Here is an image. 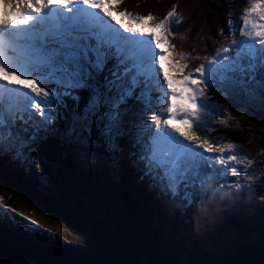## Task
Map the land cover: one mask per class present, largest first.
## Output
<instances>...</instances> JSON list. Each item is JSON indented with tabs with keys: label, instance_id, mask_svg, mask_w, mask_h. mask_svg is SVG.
I'll use <instances>...</instances> for the list:
<instances>
[{
	"label": "snow or ice",
	"instance_id": "6c2138e0",
	"mask_svg": "<svg viewBox=\"0 0 264 264\" xmlns=\"http://www.w3.org/2000/svg\"><path fill=\"white\" fill-rule=\"evenodd\" d=\"M116 15L128 24L108 23L105 0H0V159H22L53 136L109 158L127 144L141 179L185 212L209 197L198 190L213 172L244 187L241 174L254 179L257 170H245L254 161L242 145L211 134L216 123L238 128L228 123L230 111L264 108V0H249L228 43L191 70L180 61L200 58L176 52L168 40L182 19L175 4L163 18ZM209 89L230 109L210 103Z\"/></svg>",
	"mask_w": 264,
	"mask_h": 264
},
{
	"label": "trees",
	"instance_id": "16d2710c",
	"mask_svg": "<svg viewBox=\"0 0 264 264\" xmlns=\"http://www.w3.org/2000/svg\"><path fill=\"white\" fill-rule=\"evenodd\" d=\"M205 1L212 5L204 7L201 0H123L118 9L163 18V9L176 2L184 12L204 16V23L220 37L221 30L227 31V18L241 7L243 0ZM195 5L198 7L194 8ZM211 41L210 38L207 43ZM214 96L230 109L228 99ZM238 123V128L232 130L220 125L216 133L242 145L256 160L254 166L245 169L257 170L254 179L243 176L244 187L219 180L216 193L207 184L198 191L203 195L208 190V204L203 201L202 206L194 205L188 212L177 205L174 211L173 203L161 198L157 191L147 190V181H140V173L129 167L128 155L133 149L127 144L114 158L104 156L102 149H87L88 153L94 150L99 154V169L113 164L112 169L120 174L104 184L94 173L73 166L70 159L72 174L63 179L67 184L57 183L54 174L62 156L59 138L46 147L38 146L40 169L32 165L31 171L26 172L17 160L0 159V205L11 208L13 217L19 213L18 217L28 222L34 215L41 221L40 227L28 223L24 229L20 219L10 224V214L6 218V212L0 213V264H206L203 258L210 257L209 264H264V202L258 192L264 185V160L260 157L264 153V138L259 135L264 133V124L254 117ZM91 201L115 211L113 226L92 216ZM204 209L215 212L214 217L204 218ZM189 224L196 225V230L207 227L202 230V241L193 240ZM181 233L192 240L187 260H195L190 263L177 255L170 244L184 243L175 240ZM48 236L55 239H47ZM209 247H213L214 256H205Z\"/></svg>",
	"mask_w": 264,
	"mask_h": 264
},
{
	"label": "rangeland",
	"instance_id": "374dc122",
	"mask_svg": "<svg viewBox=\"0 0 264 264\" xmlns=\"http://www.w3.org/2000/svg\"><path fill=\"white\" fill-rule=\"evenodd\" d=\"M168 1H170V0H168ZM175 1L177 2V0H175ZM201 2L203 3L202 5L204 7H208L209 5H212V2L209 3L208 1H205V0H201ZM248 4H249V0H243V3L241 4V7L238 8V10L233 11L232 14L227 18L230 21H233L235 23V27H237L238 25L242 24L241 15H242L244 9L248 6ZM105 6L112 13V19L108 20V22L113 27H118V25L114 23L116 20H119L120 23H124L126 25L128 24L127 18L120 17V16L116 15L117 6L107 5L106 0H105ZM198 6H201V4H199ZM198 6L195 5L194 8H197ZM170 8L163 9L164 14ZM176 12L182 18L181 19V23L179 25H176V27L179 30L185 29L186 33L182 35L183 36V40L181 39V36H180V39H177L178 40L177 42H178V44L181 45V47H180L179 50H178L177 47H175V51L176 52H182L186 56H189V57H199L200 58V59H189L186 62L185 61H180L181 63H187V69L188 70L194 69L197 65H199L201 62H203L204 57L210 56L216 48L220 47L223 44L228 43V42L224 41L225 37H228L227 35H221L222 37L221 36L220 37H216V36L213 35L214 32L210 29L209 26H207L206 23H204V20H205L204 16L195 15V14H193V12L192 13L184 12L180 6L177 7ZM164 14H163V16H164ZM137 15H139V14H137ZM187 16H188V18H187ZM105 19H107V17H105ZM146 23L150 24L151 22L149 21V22H146ZM236 35H237V33H236ZM211 37H214V40L212 42H208L207 43V44L210 45V48H208V47L205 48V45H206L205 41L207 42V40L210 39ZM168 40H169V43L173 44V42L169 39V37H168ZM212 47H214V49H212ZM203 51H205V54H204L205 56H203L201 54V52H203ZM9 55H14V54L9 52ZM173 59L174 60H178L179 57H173ZM165 70L169 72V75H175L176 77L178 75L176 73H173L171 70H167L166 68H165ZM12 79L15 80L14 77ZM160 80H161V84H162L163 83L162 76H161ZM164 92H167L166 86L164 87ZM208 95H209V93H208ZM214 99L215 98H212L210 96V101L209 102L215 104ZM156 103H157V101L153 100V105L154 106H155ZM217 105H219V104H217ZM222 105L224 107V103H222ZM219 106H220V108L222 110L221 105H219ZM252 114H254V117H256L259 120H261L262 123H264V108H261L259 106H252V107L248 108V110L246 111V113L243 116H241L238 112L234 111V113L232 114L233 124L237 123L238 118L239 119H249V118H251ZM164 115H166V113H164ZM221 118H223V117H221ZM208 119L211 120V119H216V118L215 117H208ZM145 121L149 122V121H147V117H145ZM216 125H219V124L216 123V124L213 125V127L217 128ZM234 125H236V124H234ZM173 127L179 128L181 131H185L187 126L181 125L178 122L173 121ZM202 131H206V129H202ZM211 135L216 137V138H218V139L224 140L222 138V136L217 134V133H212ZM253 135H251V136L254 137ZM259 135L264 138V133H259ZM68 152H72L73 157H75V158H73L74 165L78 164L79 166L84 167L86 170L89 169L90 171H92V173L96 171V167L97 166H96V162L95 161L97 159V156L96 157L87 156V155L83 154L82 152H80L79 149L74 150L72 148H69L68 151H66V153H68ZM260 157H261V159L264 160V153ZM70 164L71 163L67 159H63V160L60 159L59 160V165L56 166V171L57 172L54 174V178H55V180L57 181V183L59 185L67 184V182H63V179L68 177V176H70L72 174ZM110 166L108 168H103V170L100 169V170L96 171L95 175H96L97 179L99 181L103 182L101 184H104L107 181H110L111 179H117V172L112 169L114 165L112 164V166L111 167ZM216 167H221V166H216ZM216 175H218V174L213 172L211 174L210 178L206 180V182H210V183L215 182V176ZM219 176L226 177L227 175L219 174ZM145 178L148 179L147 177H145ZM227 178H229L228 180H230L229 183L236 179L235 177H232L230 174H229V176H227ZM109 186H110V184H109ZM59 190L62 191L61 188H59ZM259 194H260V197H261L262 201L264 202V185L259 187ZM159 195H161V194L159 193ZM163 197L165 199H167L165 196H163ZM203 201H204L205 205L208 204V199L207 198L204 199ZM91 202L93 203V206H94V207H92V214H93L92 216L94 218L103 219L107 225L113 226L114 223H115V220H116L115 211L112 210V209L107 210L103 205L98 206L94 201H91ZM195 206H197V207L202 206V202L196 204ZM175 208H176V210L178 209V207L176 205L172 209L175 211ZM204 213H203L204 214L203 216H204V218L208 217L207 219H210L211 217H213L215 215V213L212 212V211L205 212V209H204ZM185 215H186V213H185ZM30 221H32L33 224L35 226H37V227L40 224V220L38 218H36L35 216H31L30 217ZM169 223L172 224L173 221L170 220ZM188 226H189L188 229H190L191 235H193V240L202 241L201 237L204 236L202 230L206 229L207 227H205L204 229L202 227V230H196V229H194L196 227V225H192V227H191V224H189ZM175 240L176 241L184 240V243L173 244L174 241L171 242L170 244L174 245V247H175L173 249L176 252L175 251L174 252L177 253V255L183 257L184 260L188 261L187 263H190L189 261H191V262L194 261L195 260L194 258H192L191 260H187V257H188V254H189V250H191L190 246L192 245L190 241H192V240L187 238L186 233L185 234H183V233L177 234L175 236ZM167 241L169 243L170 239H168ZM199 241H193V242H199ZM205 241H207V240H205ZM212 248L213 247L207 248V251H209V253H206L205 256H207V254H210L211 251H213ZM211 254H212V256H214V253H211ZM211 259H212V257H210L208 260L206 258H203V261L204 262L206 261L205 263L209 264L212 261ZM198 264H199V262H198Z\"/></svg>",
	"mask_w": 264,
	"mask_h": 264
},
{
	"label": "bare ground",
	"instance_id": "6f19581e",
	"mask_svg": "<svg viewBox=\"0 0 264 264\" xmlns=\"http://www.w3.org/2000/svg\"><path fill=\"white\" fill-rule=\"evenodd\" d=\"M157 51H159V50H157ZM166 68H167V66H166ZM158 71H159V69H157ZM15 167V166H14ZM16 168V167H15ZM16 170V169H15ZM20 171V170H19Z\"/></svg>",
	"mask_w": 264,
	"mask_h": 264
}]
</instances>
